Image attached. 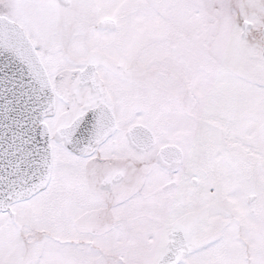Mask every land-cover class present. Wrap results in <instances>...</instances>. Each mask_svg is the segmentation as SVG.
Segmentation results:
<instances>
[{
    "label": "snow or ice",
    "instance_id": "1",
    "mask_svg": "<svg viewBox=\"0 0 264 264\" xmlns=\"http://www.w3.org/2000/svg\"><path fill=\"white\" fill-rule=\"evenodd\" d=\"M0 264H264V0H0Z\"/></svg>",
    "mask_w": 264,
    "mask_h": 264
}]
</instances>
